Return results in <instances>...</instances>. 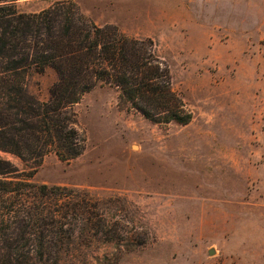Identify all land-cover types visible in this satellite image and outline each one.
<instances>
[{
    "label": "rangeland",
    "instance_id": "1",
    "mask_svg": "<svg viewBox=\"0 0 264 264\" xmlns=\"http://www.w3.org/2000/svg\"><path fill=\"white\" fill-rule=\"evenodd\" d=\"M54 1L15 4L29 13ZM72 1L98 25L152 41L192 118L153 123L99 81L72 106L76 158L51 151L28 177L0 151L24 171L13 181L28 179L0 197V231L24 232L0 264L7 250L17 264H264V38L215 30L188 42L168 32L163 0ZM56 81L51 67L27 74L41 101Z\"/></svg>",
    "mask_w": 264,
    "mask_h": 264
},
{
    "label": "trees",
    "instance_id": "2",
    "mask_svg": "<svg viewBox=\"0 0 264 264\" xmlns=\"http://www.w3.org/2000/svg\"><path fill=\"white\" fill-rule=\"evenodd\" d=\"M16 1L0 0V151L18 157L30 169L25 176L51 151L62 161L82 152L72 106L99 81L113 84L120 105L153 123L190 122L192 114L171 87L168 66L153 54L152 41L129 37L116 25H98L72 0L29 13ZM47 67L57 81L41 101L28 91L27 74ZM20 172L0 158V197L15 182L27 184V177L13 181ZM14 234L24 237L22 230L0 231V251L18 241ZM1 254L3 264H17L12 251Z\"/></svg>",
    "mask_w": 264,
    "mask_h": 264
},
{
    "label": "crops",
    "instance_id": "3",
    "mask_svg": "<svg viewBox=\"0 0 264 264\" xmlns=\"http://www.w3.org/2000/svg\"><path fill=\"white\" fill-rule=\"evenodd\" d=\"M163 16L171 37L188 42L216 39L215 30L251 44L264 38V0H163Z\"/></svg>",
    "mask_w": 264,
    "mask_h": 264
},
{
    "label": "water",
    "instance_id": "4",
    "mask_svg": "<svg viewBox=\"0 0 264 264\" xmlns=\"http://www.w3.org/2000/svg\"><path fill=\"white\" fill-rule=\"evenodd\" d=\"M209 253H212V251H210Z\"/></svg>",
    "mask_w": 264,
    "mask_h": 264
}]
</instances>
